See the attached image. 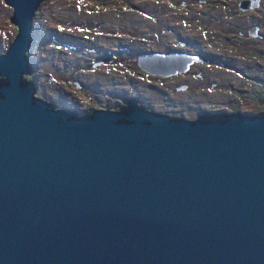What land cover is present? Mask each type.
Masks as SVG:
<instances>
[{"label": "water", "instance_id": "obj_1", "mask_svg": "<svg viewBox=\"0 0 264 264\" xmlns=\"http://www.w3.org/2000/svg\"><path fill=\"white\" fill-rule=\"evenodd\" d=\"M3 1L17 33L0 54V264H264V114L54 109L25 80L42 0ZM200 60L137 63L167 77Z\"/></svg>", "mask_w": 264, "mask_h": 264}, {"label": "rangeland", "instance_id": "obj_2", "mask_svg": "<svg viewBox=\"0 0 264 264\" xmlns=\"http://www.w3.org/2000/svg\"><path fill=\"white\" fill-rule=\"evenodd\" d=\"M114 1L40 2L33 16L32 24L36 26L30 41L33 50L29 75L36 85L37 98L52 101L55 108L68 105L79 115L103 108L107 102L118 109V104H123L118 94L136 97L151 111L185 119L201 115V109L223 114L243 110L264 114V104L237 96L240 84L242 89L256 90L250 77L264 82V32L263 38L246 33V27L259 23L264 31V0L260 11L248 16L228 12L225 4L210 1L220 15L202 17L198 23L194 15L196 0ZM10 16L12 7L0 0V54L6 52L17 33ZM197 26L202 30L201 38ZM196 39L204 51L216 56L206 55L207 62L194 64L186 73L169 79L153 78L145 85L137 77L148 81L147 76H140L137 64L127 60L130 52L136 57L164 52L180 46L181 41V49L192 52L198 45ZM227 57L242 60L241 78L240 71L221 63ZM102 59L104 66L95 65ZM246 62L250 67L245 66ZM103 71L109 73V79L100 75ZM78 74L83 82H79ZM211 81L215 86L210 87ZM58 85H62L61 90Z\"/></svg>", "mask_w": 264, "mask_h": 264}, {"label": "flooded vegetation", "instance_id": "obj_3", "mask_svg": "<svg viewBox=\"0 0 264 264\" xmlns=\"http://www.w3.org/2000/svg\"><path fill=\"white\" fill-rule=\"evenodd\" d=\"M210 1H213V2H221L222 4H225L227 6L228 12L239 13V14H242V15L243 14H246L244 16H248L249 13L252 14L254 11H260L259 9L262 7V0H196V4H195V8H194L195 23H198L199 20H202V17L205 18V19H211L213 16L215 17L216 15H220V13L215 9V6L211 5V2ZM114 2H116V0ZM263 4H264V1H263ZM244 18H246V17H244ZM260 25H262V23H259V25L252 24L251 26L246 27V33L248 35H253V36L258 37V38H263L262 32H264V31H263L262 28H260ZM194 27H195V25H194ZM55 30H57V29H55ZM197 32L200 33L199 36L201 38V32H202V30L198 26H197ZM195 38H196V36H195ZM183 43H184L183 41L179 42V44H180L181 47L180 46H173L174 49L171 48V50H169V48H167V51H164V52H179V51H184L183 49H181ZM197 43H198L197 47L192 52L195 53L196 55H198L199 59H202V60L197 61L194 64H198L199 65V62H207V60H208L207 56L208 57L216 56L215 53H209L207 51H204L203 48H202V44L200 43V41L197 40ZM29 49L30 48H28V50L26 51L25 54H26V57L29 60L30 65H31V57H30V54L32 53V50L33 49H31V50H29ZM130 54H131V52L129 53V57L127 58V60L128 61H134L137 64V67H138V63H137L138 57L132 56ZM122 59L125 60V58H121L120 60H122ZM221 63L224 64V65H227L232 70L240 71V78L244 74L241 71L242 69L239 70L240 69V65L242 64V60L240 58L234 59L233 57H227L226 60H223V62H221ZM101 64L103 66L105 64V62H104L103 59L100 60L99 62H96L95 63V65H101ZM242 65H244V64H242ZM250 65H251V63H250ZM245 66L250 67L249 66V63H247V62L245 64ZM31 69H32V66H31ZM81 72L82 73H85L84 70H81ZM138 73H139L140 76H147L148 81H146V80L143 81L141 77H137L138 80L142 81L145 85H146V83H149L150 84V80L153 79V78L156 79V80H161V79L164 78V77L153 76L152 74H149V73H146V72L142 71L140 68L138 70ZM108 74L109 73H106L105 71H103V72L100 73V75L103 76L105 79H109L110 76ZM178 74H180V73H178ZM178 74H175V76H177ZM30 75L25 76V80L27 82H30L33 85V88H34V96H35L36 85L30 79V77H31ZM195 75L199 76V73H195ZM175 76L174 75L167 76V77H165V79H169V78L175 77ZM245 76H247V74ZM77 77H78L79 82H83V80H82L83 76L81 74H78ZM250 79H251V84L253 83V86H254V88L256 90H251L250 91L248 89V87L246 88V90L245 89H242L241 88V84H240L238 86V88H237V96L240 97L241 95H244V97L246 99H248L249 101L256 102V103H264V82H263V80L262 79L259 80L257 78H252V77H250ZM73 82H74L73 83L74 85H80L76 81H73ZM174 82H176V80ZM179 82L182 83L181 80H179ZM210 84H211L210 87L215 86V83H213V81H211ZM58 89L61 90L62 89V85H58ZM177 91H180V90H177ZM168 94H169V91H168ZM118 96H119V98H117V99H121V101L123 103L122 105H119L118 104V107H119L118 109L115 108V106L113 104H110L108 102L104 105L103 108H100V109L109 110L111 112H120L123 109L128 108L131 105H134L133 104L134 102L137 103V104H139V105H141L142 107H144L141 103L138 102V99L136 97H130V96H127V95H124V94H118ZM37 99L43 100L45 103H47L48 105H50L54 109L69 110V111H71L78 118L88 117L95 110H100V109H93L91 112H88V113H86L84 115H79L77 113V110L76 109H73V108H71L68 105L65 106V107L55 108V106L52 103V101H49V100L47 101L46 99L44 100L42 98H37ZM116 104H117V102H116ZM144 108L147 109V110H149V111H151L150 109H148L146 107H144ZM201 111H202V114L199 115V116H197L196 118H194V119L186 118V119L187 120H190V121H194V120L201 119V117H204L205 115H208V116H211V117H216V116H221V115H237L238 114L240 116H245V115H248L249 116V115H262L263 114V113H260L259 114V112H250V113H247L245 110H243V111H230V112H225V114H223V113H217V112H214V111H211V110H207V109L206 110H202L201 109ZM173 117H177V116H173ZM178 118H184V117H178Z\"/></svg>", "mask_w": 264, "mask_h": 264}, {"label": "trees", "instance_id": "obj_4", "mask_svg": "<svg viewBox=\"0 0 264 264\" xmlns=\"http://www.w3.org/2000/svg\"><path fill=\"white\" fill-rule=\"evenodd\" d=\"M35 26H36V23L32 24V32H34ZM31 49H33L32 43L30 44V49L29 50H31ZM216 117H218V116H216Z\"/></svg>", "mask_w": 264, "mask_h": 264}, {"label": "bare ground", "instance_id": "obj_5", "mask_svg": "<svg viewBox=\"0 0 264 264\" xmlns=\"http://www.w3.org/2000/svg\"><path fill=\"white\" fill-rule=\"evenodd\" d=\"M61 10H64L65 8H60ZM60 9L58 10V11H55V13H59L60 12ZM63 15H65V14H63ZM63 34H68L67 32H65V33H63ZM189 71V70H188ZM179 93H181V92H179ZM178 93V94H179Z\"/></svg>", "mask_w": 264, "mask_h": 264}]
</instances>
